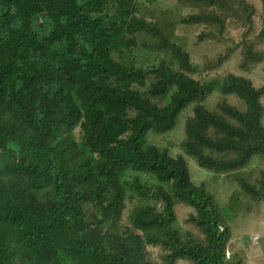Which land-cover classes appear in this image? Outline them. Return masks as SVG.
Masks as SVG:
<instances>
[{
  "label": "trees",
  "instance_id": "16d2710c",
  "mask_svg": "<svg viewBox=\"0 0 264 264\" xmlns=\"http://www.w3.org/2000/svg\"><path fill=\"white\" fill-rule=\"evenodd\" d=\"M123 1L0 0V264H238L236 254L225 259L230 228L214 197L191 182L182 156L145 138L171 131L192 106L184 154L213 173L245 169L264 157V87L233 74L195 78L190 55ZM174 1H235L247 27L255 13L247 0ZM182 23L213 25L216 35L224 26L203 12ZM240 43L243 64L264 60ZM139 48L171 61L137 65ZM215 87L244 109L225 101L207 109ZM237 182L253 201L264 199V171ZM176 205L192 209L194 235L174 227Z\"/></svg>",
  "mask_w": 264,
  "mask_h": 264
},
{
  "label": "rangeland",
  "instance_id": "374dc122",
  "mask_svg": "<svg viewBox=\"0 0 264 264\" xmlns=\"http://www.w3.org/2000/svg\"><path fill=\"white\" fill-rule=\"evenodd\" d=\"M254 6L255 13L251 17V25L245 24V15L235 1L225 2L215 6L204 4L178 3L174 0H124L120 7L128 8L135 5L140 15L147 21L158 24L174 43L182 47L191 57L196 68L195 78L204 81L221 80L228 74L240 76L252 81L255 87H264V60L242 63L244 48L240 41L247 39L253 45L255 52L264 53V13L262 0H247ZM215 13L219 15L224 26L221 35H216L217 28L210 24L186 25L182 19L199 13ZM214 32L213 35L199 39L201 33ZM138 42L152 44L155 40L145 34H137ZM133 57L137 65L146 66L158 61H171L170 54L145 48L134 51ZM157 103L163 104L168 98H160ZM219 101L244 109V104L234 95L223 96L215 87L207 97L204 106L215 109ZM264 108V94L261 97ZM192 115V106L185 108L179 115L175 127L166 133L149 132L145 138L148 145H155L160 149L166 148L173 157L182 156L187 164L191 182L203 185L211 193L219 205L220 211L230 228V239L227 243L225 259L232 254L238 264H264V199L253 201L238 185L237 179L242 178L254 182L259 172L264 171V157L255 156L245 169L226 172L225 174L209 172L198 166L196 160L184 154L182 143L185 139L184 125ZM264 125V113L262 117ZM75 136L79 139L77 130ZM147 180L148 178H143ZM134 202H128L125 209L126 222L130 218ZM192 209L183 205L175 206L174 227L184 237L186 232L195 234V230L186 218ZM257 236L258 243L253 245L251 237ZM158 249H150V259L160 263ZM178 264H188L179 262Z\"/></svg>",
  "mask_w": 264,
  "mask_h": 264
},
{
  "label": "built area",
  "instance_id": "2783aa9c",
  "mask_svg": "<svg viewBox=\"0 0 264 264\" xmlns=\"http://www.w3.org/2000/svg\"><path fill=\"white\" fill-rule=\"evenodd\" d=\"M250 241L253 243V244H257L258 243V237L257 236H254V237H251L250 238ZM227 255V254H226Z\"/></svg>",
  "mask_w": 264,
  "mask_h": 264
},
{
  "label": "clouds",
  "instance_id": "9594fccd",
  "mask_svg": "<svg viewBox=\"0 0 264 264\" xmlns=\"http://www.w3.org/2000/svg\"><path fill=\"white\" fill-rule=\"evenodd\" d=\"M252 160V159H251ZM250 163V162H249ZM220 231H222L221 229H220ZM253 244V243H252ZM253 245H255V244H253ZM227 253L225 252V255H226ZM228 255V254H227Z\"/></svg>",
  "mask_w": 264,
  "mask_h": 264
}]
</instances>
